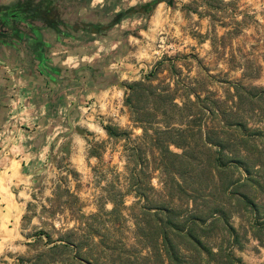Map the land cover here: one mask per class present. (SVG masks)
I'll use <instances>...</instances> for the list:
<instances>
[{"label": "rangeland", "instance_id": "obj_1", "mask_svg": "<svg viewBox=\"0 0 264 264\" xmlns=\"http://www.w3.org/2000/svg\"><path fill=\"white\" fill-rule=\"evenodd\" d=\"M22 1L25 0L8 3L0 0V6ZM151 1L155 0H31V9L38 6L50 10L55 22L67 24L59 28L69 35H59L44 22H34L43 26L46 64L52 58L49 48L53 43H64L74 50L78 44L103 41L109 51L114 46L109 56L117 55L131 66L129 70L135 71L134 80L141 79L163 56L179 54L187 56L179 61L184 62V73L189 70L190 76L196 78L205 76L206 71L213 75L208 88L215 98L231 99L233 89L228 81L264 85V0H170V3L162 0L154 6L147 5ZM118 13H123L122 17L111 25ZM231 26L239 32L222 38ZM17 27L24 28L22 24ZM51 32L57 37H48ZM17 40L9 36L0 41V58L14 64L22 61L23 51V60L36 64L34 50ZM13 64H5V74L14 70ZM247 74L255 78L249 79ZM5 79L6 75L0 77V86H5ZM6 97L0 90L2 102ZM8 100L3 107H9ZM121 110L128 117L125 124L103 123L104 118L96 121L139 135L141 129L131 126L124 104ZM87 135L85 150L78 161H68L67 155L61 154L57 159L59 169L32 193L18 239L0 250V264H78L70 247L59 246L50 251L53 245L60 244V238L80 243V253L93 258L95 264H172L165 253L149 254L146 248H140L131 218V203L135 199L127 183L131 163L123 150L124 141L114 142L106 133L87 132ZM100 141L104 142L100 158L89 156L88 150L96 149L93 143ZM194 155L204 160L207 154ZM259 155L262 183L254 193L258 213L253 215L249 206L231 196L232 204L226 215L236 237L219 223L212 236L206 238L212 252L183 253L188 264H264V232L260 229L264 226V154ZM195 167L198 168L196 164ZM234 172L238 176L239 170ZM163 181L171 184L169 177H163L159 170L152 172L151 184L159 193ZM162 195L150 193V204H161ZM111 198L120 203L119 210H112ZM148 226L153 229V223ZM49 253L53 254L52 261H47Z\"/></svg>", "mask_w": 264, "mask_h": 264}, {"label": "trees", "instance_id": "obj_2", "mask_svg": "<svg viewBox=\"0 0 264 264\" xmlns=\"http://www.w3.org/2000/svg\"><path fill=\"white\" fill-rule=\"evenodd\" d=\"M19 4L0 6V41L9 36L19 39L34 50L40 73H55L56 68L46 64L43 27L30 22L40 17L20 11L16 8ZM122 15L118 13L111 25ZM19 23L25 24L27 30L19 29ZM58 25L48 24L57 34L69 35ZM238 32L231 26L222 38ZM186 57L165 55L141 79L123 84V104L131 126L141 129L139 135L114 124L103 125L109 139L124 141L123 150L131 163L127 183L135 199L131 218L140 248H146L149 254L163 252L172 264H188L183 253L212 252L206 238L212 236L219 223L236 237L226 215L231 196L249 206L253 215L258 213L254 193L261 187L259 154H264V85L228 81L233 89L231 99L215 98L208 88L213 75L205 69L206 75L199 78L191 77L189 70L184 73V62L179 61ZM242 76H246L245 72ZM247 78L255 77L247 74ZM93 146L99 150L89 149L88 155L99 159L104 142ZM194 154L207 155L203 160ZM155 170L171 181L169 185L162 182L160 193L151 184ZM150 193L164 194L162 203L150 204ZM111 202L112 210H119L117 199L111 198ZM150 222L153 229L148 226ZM260 229L264 232V226ZM59 240L60 244L53 245L50 251L70 247L76 263L95 264L93 258L80 253V243L70 238ZM51 255L47 254V261H52Z\"/></svg>", "mask_w": 264, "mask_h": 264}, {"label": "crops", "instance_id": "obj_3", "mask_svg": "<svg viewBox=\"0 0 264 264\" xmlns=\"http://www.w3.org/2000/svg\"><path fill=\"white\" fill-rule=\"evenodd\" d=\"M51 33L48 37H57ZM113 47L109 51L103 41H89L72 50L70 45L53 43L47 64L57 71L50 75L41 74L37 63L23 60V51L22 61L12 63L16 66L8 74L3 67L12 64L0 58V77L7 76L1 95H8L4 102L9 98L7 108L0 99L1 251L18 239L27 203L59 169L58 157L62 154L68 161H78L87 132L106 133L96 118L118 125L127 122L121 110L123 84L136 75L127 62L108 55Z\"/></svg>", "mask_w": 264, "mask_h": 264}, {"label": "flooded vegetation", "instance_id": "obj_4", "mask_svg": "<svg viewBox=\"0 0 264 264\" xmlns=\"http://www.w3.org/2000/svg\"><path fill=\"white\" fill-rule=\"evenodd\" d=\"M31 2V0H25V1H22V2H20V4H19V6H17L16 8H18L20 11H23V12H31L32 14H38V16L40 17V21H41V23H45V26H47L48 28H50L49 26H48V24H55V23H57V24H59V25H62V26H67V24H64L63 22H61V23H58V22H55V19H54V16H52V15H50L49 14V12H50V10H47V9H39V7L38 6H36V7H34L33 9H31L30 8V3ZM146 5V4H145ZM148 5V4H147ZM146 7V6H145ZM148 8H149V6H148ZM31 19H29V21H30ZM39 20H31L30 22H32L33 24H35V25H38V26H40L39 24H37V23H34L35 21H39ZM19 24H22L23 26H24V28H20V29H22V30H27V27H26V25L25 24H23V23H19ZM58 25V26H59ZM43 27V26H42ZM19 40V39H18ZM21 42V41H20ZM23 44V43H22Z\"/></svg>", "mask_w": 264, "mask_h": 264}, {"label": "water", "instance_id": "obj_5", "mask_svg": "<svg viewBox=\"0 0 264 264\" xmlns=\"http://www.w3.org/2000/svg\"><path fill=\"white\" fill-rule=\"evenodd\" d=\"M162 0H155V1H151L148 3L149 6H154L156 4H158L159 2H161Z\"/></svg>", "mask_w": 264, "mask_h": 264}]
</instances>
